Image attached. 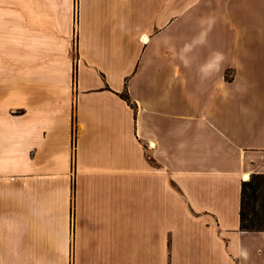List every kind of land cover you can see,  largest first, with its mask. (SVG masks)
I'll use <instances>...</instances> for the list:
<instances>
[{
	"label": "crops",
	"instance_id": "crops-1",
	"mask_svg": "<svg viewBox=\"0 0 264 264\" xmlns=\"http://www.w3.org/2000/svg\"><path fill=\"white\" fill-rule=\"evenodd\" d=\"M22 1L0 6L26 70L0 99V264H264L240 228L264 173L256 0Z\"/></svg>",
	"mask_w": 264,
	"mask_h": 264
},
{
	"label": "rangeland",
	"instance_id": "rangeland-1",
	"mask_svg": "<svg viewBox=\"0 0 264 264\" xmlns=\"http://www.w3.org/2000/svg\"><path fill=\"white\" fill-rule=\"evenodd\" d=\"M247 3L248 1L245 0ZM243 0H222V3H227V4H244L245 3ZM255 3L257 4L256 7H253L254 11V20L252 24L254 25L253 27H256L257 30L259 28L264 29V16L261 14V11L264 13V0H256ZM254 3V4H255ZM23 4L22 0H0V6H4L6 9L8 7L14 6L15 10L18 14L19 11H21L22 7L21 5ZM232 5V6H233ZM19 18V17H17ZM16 23L22 24V18H20V21L16 19ZM22 29V27H20ZM7 34H1L0 33V90L1 93H4L5 96H1L0 99L3 100L1 104H6L7 103V78L9 76H15V85L17 89H21L23 87V74L26 72L25 70V65H24V51H23V32H16V41H15V50H14V57L11 53V51H8V40L6 37ZM254 40L256 42L260 41L259 36H255ZM264 41V39H262ZM11 47V46H10ZM7 59L11 61L12 63H7ZM14 62V63H13ZM33 68H36L37 65L33 63ZM12 76V77H13ZM6 84V85H5ZM6 155L3 154L2 151H0V168H2V165H4V161L2 158Z\"/></svg>",
	"mask_w": 264,
	"mask_h": 264
},
{
	"label": "trees",
	"instance_id": "trees-1",
	"mask_svg": "<svg viewBox=\"0 0 264 264\" xmlns=\"http://www.w3.org/2000/svg\"><path fill=\"white\" fill-rule=\"evenodd\" d=\"M123 95L132 104L129 95ZM240 228L264 231V173H254L243 181Z\"/></svg>",
	"mask_w": 264,
	"mask_h": 264
},
{
	"label": "bare ground",
	"instance_id": "bare-ground-1",
	"mask_svg": "<svg viewBox=\"0 0 264 264\" xmlns=\"http://www.w3.org/2000/svg\"><path fill=\"white\" fill-rule=\"evenodd\" d=\"M153 143H154V142H153ZM244 176H245V178H246V179H249V178H250V173H249V172H247V173H245V175H244Z\"/></svg>",
	"mask_w": 264,
	"mask_h": 264
}]
</instances>
